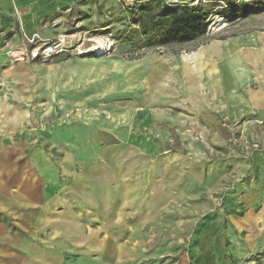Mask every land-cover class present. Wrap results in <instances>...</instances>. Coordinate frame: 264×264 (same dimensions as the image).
<instances>
[{"label": "rangeland", "instance_id": "374dc122", "mask_svg": "<svg viewBox=\"0 0 264 264\" xmlns=\"http://www.w3.org/2000/svg\"><path fill=\"white\" fill-rule=\"evenodd\" d=\"M251 4L207 33L264 47ZM99 24L0 51V264H264V115L209 129L167 75L201 38L141 46Z\"/></svg>", "mask_w": 264, "mask_h": 264}, {"label": "crops", "instance_id": "0c3cea01", "mask_svg": "<svg viewBox=\"0 0 264 264\" xmlns=\"http://www.w3.org/2000/svg\"><path fill=\"white\" fill-rule=\"evenodd\" d=\"M138 1L145 0H0V51L6 55L22 52L19 39L23 34L28 40L35 33L44 37L52 27L65 23L85 24L88 30L99 27L102 20L116 23L122 10ZM211 35L190 50L189 59L167 73L182 92L180 98H171L172 107L202 119L211 130L222 121L233 123L251 114L264 115L261 38L222 32ZM156 66L167 68L164 63Z\"/></svg>", "mask_w": 264, "mask_h": 264}, {"label": "trees", "instance_id": "16d2710c", "mask_svg": "<svg viewBox=\"0 0 264 264\" xmlns=\"http://www.w3.org/2000/svg\"><path fill=\"white\" fill-rule=\"evenodd\" d=\"M254 5L251 0H191L174 4L145 0L128 5L129 17H119L116 21L128 22L123 34L133 42L142 40L141 46L172 48L201 38L190 48L193 50L212 37L207 33L211 17L231 21L238 17L236 6L246 11Z\"/></svg>", "mask_w": 264, "mask_h": 264}]
</instances>
